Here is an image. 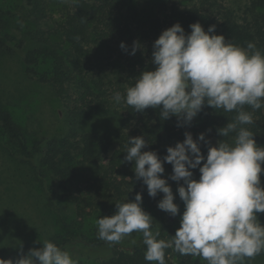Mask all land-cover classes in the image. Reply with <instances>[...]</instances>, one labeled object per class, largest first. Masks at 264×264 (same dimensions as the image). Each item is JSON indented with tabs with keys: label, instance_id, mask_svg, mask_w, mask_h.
I'll return each instance as SVG.
<instances>
[{
	"label": "trees",
	"instance_id": "obj_1",
	"mask_svg": "<svg viewBox=\"0 0 264 264\" xmlns=\"http://www.w3.org/2000/svg\"><path fill=\"white\" fill-rule=\"evenodd\" d=\"M73 8L66 14L63 24L64 40H52L44 31H30L39 46L25 54L27 70L41 81L50 83L56 93L64 100L67 111L76 119H91L108 111L116 91L125 92L133 86L135 78L143 71L156 66L152 61L153 44L164 30L180 23L186 34H190L191 24L199 22L205 29L215 25V34L224 35L226 40L246 47L254 42L264 51V0H246L240 14L229 6L227 0H72ZM46 7L41 13L45 17ZM0 6V56L3 52H14L23 44L14 46V38L9 31L13 19ZM21 28V27H19ZM34 32V33H33ZM134 41H139L142 48L135 55L129 54ZM23 42V41H22ZM125 42L129 51L121 49ZM106 48L109 59H115L122 70L118 80H107V70L93 65V57L98 49ZM47 65L49 70L42 69ZM114 113L119 115V125L113 131H79L72 128L63 139L43 137L32 145L25 131L16 123L12 113L0 104V124L9 138L15 142L26 162L35 168L39 179L44 183L46 192H52L51 180L60 184L80 183L83 177L86 195L75 197L77 215L72 223L59 215V219L71 235L64 241L53 240L62 249L76 239V230L95 212L109 208V201L97 199V195L110 196L115 203L135 200L137 193H142V207L149 211L163 198V193L152 198L142 179L137 180L133 171L134 162L125 160L126 144L129 137L144 136L148 144L144 151H156L163 159L167 147L175 146L185 139V132H191L194 139L205 133L206 139L218 140L217 129L224 127L236 113H224L205 106L190 125L178 127L175 116L162 121L159 110L148 108L143 113L124 103L116 106ZM246 110L251 111L246 106ZM255 123L250 127L258 146L264 147V108L253 113ZM234 136V134H232ZM229 139L231 142V138ZM201 150L207 156L208 145L201 142ZM107 166L103 167L102 165ZM100 167L102 171L95 177L82 176L80 171L89 166ZM202 166V165H201ZM169 171L171 164H164ZM194 179H199V169H194ZM50 175V176H49ZM172 185L178 186L169 179ZM264 184V176L261 177ZM261 217V219H260ZM262 221V213L258 214ZM165 220V218H164ZM260 221V222H261ZM168 223L167 233H160L159 239L168 240L180 227ZM162 229V227H161ZM160 232V231H159ZM73 236V237H72ZM136 242L132 243V239ZM88 246L95 250L102 264H149L144 259L145 245L132 233L121 243L109 246L97 237L88 240ZM29 247L13 250L4 260L20 258L26 255ZM166 264H207L198 257L181 255L172 248L166 249Z\"/></svg>",
	"mask_w": 264,
	"mask_h": 264
},
{
	"label": "clouds",
	"instance_id": "obj_2",
	"mask_svg": "<svg viewBox=\"0 0 264 264\" xmlns=\"http://www.w3.org/2000/svg\"><path fill=\"white\" fill-rule=\"evenodd\" d=\"M189 27L190 34L180 23L164 30L153 44L155 70L143 71L133 86L123 94L116 91L112 99L137 113L158 109L162 121L175 116L178 127L190 125L205 106L236 115L217 129L222 139L215 145L205 133L194 139L185 132L182 142L167 147L163 159L156 151L143 150L148 144L144 136L129 137L125 160L134 162L135 177L142 179L150 197L164 194L157 207L173 217L180 208L168 180L178 184L184 203L180 227L170 239H159L152 216L142 207L143 195L137 193L134 201L116 203L114 215L95 221L97 235L110 247L134 232L141 235L149 264H166L169 248L207 264H244L264 252V224L258 218L264 213V147L257 145L249 127L255 123L253 113L264 108V51L254 42L242 47L226 40L215 34V25L207 31L199 22ZM120 47L129 51L125 42ZM141 48L134 41L129 54ZM201 142L208 145L207 156ZM165 163L173 168L168 178H162ZM194 169H199V179H194ZM42 244L15 261L0 258V264H78L55 242Z\"/></svg>",
	"mask_w": 264,
	"mask_h": 264
},
{
	"label": "rangeland",
	"instance_id": "obj_3",
	"mask_svg": "<svg viewBox=\"0 0 264 264\" xmlns=\"http://www.w3.org/2000/svg\"><path fill=\"white\" fill-rule=\"evenodd\" d=\"M245 1L227 0V3L241 14ZM0 6L14 21L9 27L14 46L17 48L16 45L23 44L19 50L5 51L0 56V104L12 113L16 123L25 131L29 144L32 145L36 139L43 137L63 139L75 127L81 132L113 131L117 128L119 115L114 113L117 108L115 102L108 111H102L96 117L76 119L68 113L64 100L56 93L55 88L27 70L25 54L39 46L34 36L29 34L32 33L30 31L42 30L54 41L64 40L63 24L66 14L73 8L72 0H0ZM44 7L45 17L39 20ZM92 62L97 70L99 67L107 70L108 81H116L123 75V69L116 60L109 59L106 48L98 49ZM42 69L49 70L47 65ZM212 139L216 144L217 139ZM102 166L107 167L105 164ZM99 171H102L100 167L91 165L82 169L80 174L95 177ZM168 177L169 171L165 170L162 178ZM48 179L52 185L50 193L46 192L33 165L24 160L17 144L9 138L0 124V258L6 259L13 250L20 247L40 248L44 240L61 242L71 236L61 223L59 215L62 214L68 223L75 220V197L86 195V186L84 182L81 183L83 177L78 180L80 183L66 186L51 176ZM168 183L176 195L175 203L179 205L180 214L171 216L160 210L157 202L149 211L143 208L153 218V231L160 233H167L165 225L168 223L172 227H178L184 211V203L176 191L178 186L172 185L169 180ZM96 197L109 201V208L90 216L76 230L73 243L66 247L78 264H102V258L94 254L95 250L90 249L88 240L98 236L95 221L100 217L112 216L117 211L116 203L110 196ZM262 215L264 217V213ZM261 223L264 224L263 219ZM135 235L142 238L137 233ZM244 264H264V252L255 258L245 259Z\"/></svg>",
	"mask_w": 264,
	"mask_h": 264
}]
</instances>
